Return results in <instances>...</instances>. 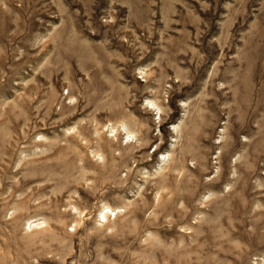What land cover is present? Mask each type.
<instances>
[{"label": "rangeland", "instance_id": "obj_1", "mask_svg": "<svg viewBox=\"0 0 264 264\" xmlns=\"http://www.w3.org/2000/svg\"><path fill=\"white\" fill-rule=\"evenodd\" d=\"M0 264H264V0H0Z\"/></svg>", "mask_w": 264, "mask_h": 264}]
</instances>
